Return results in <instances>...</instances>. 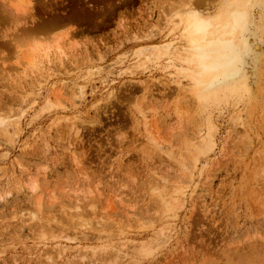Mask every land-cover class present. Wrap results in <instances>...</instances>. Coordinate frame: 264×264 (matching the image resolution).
Here are the masks:
<instances>
[{
	"label": "rangeland",
	"instance_id": "1",
	"mask_svg": "<svg viewBox=\"0 0 264 264\" xmlns=\"http://www.w3.org/2000/svg\"><path fill=\"white\" fill-rule=\"evenodd\" d=\"M219 3L0 0V264H264V0L206 87Z\"/></svg>",
	"mask_w": 264,
	"mask_h": 264
},
{
	"label": "clouds",
	"instance_id": "2",
	"mask_svg": "<svg viewBox=\"0 0 264 264\" xmlns=\"http://www.w3.org/2000/svg\"><path fill=\"white\" fill-rule=\"evenodd\" d=\"M248 0H220L219 7L229 22L227 35H219L214 18L198 12L205 22L206 31L197 37V42L190 45L193 66L204 78V86L212 87L220 81L230 80L239 75V52L237 37L249 19ZM202 37V38H201Z\"/></svg>",
	"mask_w": 264,
	"mask_h": 264
},
{
	"label": "bare ground",
	"instance_id": "3",
	"mask_svg": "<svg viewBox=\"0 0 264 264\" xmlns=\"http://www.w3.org/2000/svg\"><path fill=\"white\" fill-rule=\"evenodd\" d=\"M22 1V0H21ZM18 4H19V2H18ZM21 4V3H20ZM14 7V6H13ZM12 9V8H11ZM14 9V8H13ZM16 9V8H15ZM218 9H219V7H218ZM17 10H19V11H23L24 12V9H22V8H17ZM17 10H15V11H17ZM18 11V12H19ZM11 12H12V10H11ZM21 12H19V13H21ZM9 13H10V11H9ZM13 13V12H12ZM188 14V13H187ZM204 15H205V13H204ZM12 16V15H11ZM213 18H214V23H215V26L216 25H220V22H222L221 24V26H220V29H223V30H221L220 31V35L221 36H223V35H227L228 34V32H229V22L227 21V19H225L224 18V16H223V14H222V11H221V9H219L217 12H216V14H214V15H211ZM186 18V24L189 26H191V28H192V32H193V35H194V41H193V44H195L196 42H197V37L198 36H200V34L202 33V32H204V31H206V25H205V22L201 19V17H198V16H188V17H185ZM183 19V18H182ZM183 20H185V19H183ZM182 20V21H183ZM184 22V21H183ZM187 25H185L186 26V28H187ZM202 38V37H201ZM236 43H238L237 42V40H236ZM2 119V118H1ZM0 122H1V120H0Z\"/></svg>",
	"mask_w": 264,
	"mask_h": 264
}]
</instances>
